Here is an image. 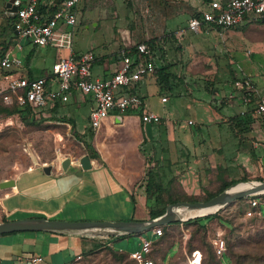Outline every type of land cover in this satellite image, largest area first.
<instances>
[{"label": "rangeland", "instance_id": "374dc122", "mask_svg": "<svg viewBox=\"0 0 264 264\" xmlns=\"http://www.w3.org/2000/svg\"><path fill=\"white\" fill-rule=\"evenodd\" d=\"M95 4H101L99 10H104L109 16L99 21V26H95L94 21L98 19L90 20L89 7L83 13L85 3H81L76 9L78 15L73 44L89 48L93 42L97 45L111 44L109 49L113 48L114 40L119 36L116 26L121 25L119 21L125 20L123 16L126 13V22L135 27L137 34L149 31L150 23L146 18L138 23L136 18L129 16L132 8L128 0H95ZM115 11L120 12L119 21L112 17ZM188 17L189 13L185 11L169 18L167 24L172 31H180V34H176L179 42L191 44L190 49L179 53L178 42L174 38L159 43L155 41L152 46L157 68L168 65L166 72L171 73L170 82L175 88L171 92L162 89L158 78L159 90L157 85L142 88L151 110L173 117L170 118L171 129L168 133L165 129L164 136L170 141L163 142V146L156 148L154 157L151 156L155 159V170L148 166L155 182L167 189L158 193L156 207H167L173 200H207L210 194L219 191L224 181L242 178L261 181L260 169L264 167L263 120L257 118L253 121L254 125L247 126L245 124L252 121L240 116L241 124H238L239 120L232 119L240 110L237 102L228 106L226 100L217 101L210 97V93H215L216 89L220 90L219 93H228L234 78L242 76L249 77L264 95V21H257L260 18L258 16L255 21L251 19L226 33L216 30L199 33L188 28ZM5 38L8 36L5 35ZM59 55H67V50L62 49ZM55 56L54 48L38 51L34 57V72L39 74L43 68L50 70ZM163 95L168 97L167 102H161ZM218 109H221V114L213 117V111ZM88 110L89 104L79 105L74 110L77 126L81 129L89 126ZM168 111L172 113L169 115ZM51 114L50 110H46L43 115L46 117ZM43 115L36 113V117ZM189 118L194 122L191 126L188 124ZM57 119L55 117L33 125L25 123L17 113L0 115V181L30 166L38 167L43 163L62 165L67 158L78 160L83 149L81 141L73 135L71 126ZM246 168L252 173L247 172ZM143 181L141 185L146 184V178ZM2 190L0 188V195ZM243 205L248 206L247 203L240 205L237 200L225 204L210 213L215 217L205 220L203 229H198L197 224L179 223V241L171 245L163 264H168L169 257L176 251L169 263L188 264L189 250L194 247L203 252L205 264H215L211 262L204 243L213 245V239L217 237H223L226 247L236 255L246 252L264 254V215L244 216ZM83 206L85 218H125L129 213L126 205L114 202L111 197L102 204L89 202ZM262 210L264 212V207ZM24 215L28 214L18 213L12 218ZM184 234H187L186 239L183 238ZM127 239L137 241L134 236ZM111 260L108 251L102 249L70 264H115ZM124 262L133 264L128 260ZM223 263L228 264L227 261ZM256 264H264V259L257 260Z\"/></svg>", "mask_w": 264, "mask_h": 264}, {"label": "crops", "instance_id": "0c3cea01", "mask_svg": "<svg viewBox=\"0 0 264 264\" xmlns=\"http://www.w3.org/2000/svg\"><path fill=\"white\" fill-rule=\"evenodd\" d=\"M7 1L2 0L3 7L0 8V57L2 56L1 47L3 43H7V48L4 52H11L22 57L24 60L23 72L25 74L30 76L49 75L50 70L47 68H43L39 74H36L33 69L35 55L38 51L42 52V50L47 49L48 46L31 45L28 40L20 39L11 27L6 26L4 20L7 17L5 13ZM209 1L128 0L132 8L129 16L136 18L138 23L146 18V21L150 23L148 32L137 34L135 27L126 22L128 14L126 13L123 16L125 20L119 21L120 12L115 11L116 13L114 12L112 17L118 19L121 25L116 26L119 36L115 38V46L113 48L109 49L111 44L97 45L92 42L89 48H83L78 43L73 44V50L77 54L85 51H92L95 54V60L91 68L93 78L111 76L119 67L122 52L125 49L130 50V47L132 48L134 44L140 41L153 38L159 43L160 41L174 38L178 42L180 53L185 49H190L192 46L188 43L179 42L176 34H180V31L176 30V32L169 29L167 20L185 11L189 13V19L196 12L207 9ZM81 3H85V6L82 5L83 13L89 7L90 14L88 18L90 20L98 19V21H94L95 26H99V21L109 16L104 10H99L98 7L101 4L96 6L95 0H79L76 8L80 7ZM146 12L148 14L144 16L143 14ZM229 29L210 27L203 28L200 32L209 33L212 30H216L219 33H226ZM5 35L8 36L7 39ZM29 53H31V57L29 62L25 63V58ZM60 53L56 51L54 60ZM53 84L55 85L54 82ZM156 85L159 90L157 75L151 74L143 78L136 87V92L139 93L142 104L150 110L152 108L147 104L142 94V88L147 89ZM219 92L220 90L216 89L215 93H210V97L217 101H224L225 99L222 98V95L227 93ZM64 104L67 105L64 106ZM82 104H89L90 109L91 98L79 92H73L67 102L59 104L56 117L59 118L66 115L69 120L74 121L75 129L83 139L81 141L83 149L78 158L82 154H86L90 159L91 167L84 170L77 160L72 161L70 159L71 161L66 168H63L60 163L49 164L48 173L40 165L38 167L30 166L19 173L5 177L4 179H12L16 187L15 189L6 187L2 190L0 195V222L27 217L65 220H147L150 219L149 210L160 208L155 206L153 197H147L145 185H141V183L146 178V171L148 172L149 170L148 166H152V170H155V159H152L151 156L154 157L156 148L163 146V142L166 141L165 143H167L170 141L166 140L167 137L164 138V136L165 129L167 133L171 129L170 118L172 119L173 117L163 116L157 112L161 116L162 123L145 124L137 114L130 111L123 115L121 120L109 115L99 127L93 129L89 124L85 129H81L77 126L74 110ZM232 104H236V101H230L228 106H232ZM168 113L170 115L172 112L168 111ZM213 114H215L213 117L216 114H221V109L214 110ZM162 118H165V120ZM191 120L193 121V119ZM255 120V118H252L251 126L254 125L253 121L255 122ZM65 123L71 126L69 123ZM193 123L189 125L191 126ZM262 141L264 142V133ZM260 170L259 179L264 181V167H261ZM247 172L252 173L250 169H247ZM109 197L114 202L126 205V209L129 210L127 217L85 218L83 216L85 215L83 214V211H85L83 204L89 202L102 204ZM18 213H26L28 215L12 218L13 215ZM177 225H169L167 227L169 232L166 238L158 242L162 246V250H158L155 253L156 264H163L171 245L175 241H179L177 239ZM120 235H97L47 230L4 233L0 234V264H20L31 254L43 255L44 261L41 264H70L75 262L76 256L81 255L82 258L91 249H102L107 244L118 253H125L126 255L139 247L140 236L132 235L137 239L135 242L127 239L128 237H121ZM142 235L150 237L154 242L161 237L154 235L152 229ZM108 237L110 238L108 239ZM218 238L220 237L214 238L213 241L215 242ZM175 253L169 257V260L174 258ZM111 259L113 263H117L112 256ZM169 260L168 264H171Z\"/></svg>", "mask_w": 264, "mask_h": 264}, {"label": "built area", "instance_id": "2783aa9c", "mask_svg": "<svg viewBox=\"0 0 264 264\" xmlns=\"http://www.w3.org/2000/svg\"><path fill=\"white\" fill-rule=\"evenodd\" d=\"M78 1L62 0L54 11L49 12L53 0H19L13 18L18 37L28 40L31 45L52 47L59 53L66 49L67 55H58L51 65L49 75L28 76L23 72L22 57L5 52L0 57V95L4 103H16L19 107H29L33 113L41 112L43 115L56 102L63 104L73 92H79L92 100L89 124L93 129L99 127L109 115L121 120L130 111L137 113L145 124L160 122L161 116L144 107L139 93L136 92L137 84L153 74L157 68L153 48L146 41L137 42L132 47L135 48V54L130 55L125 50L122 52L119 67L111 76L93 78L91 68L95 54L92 51L77 54L73 50ZM40 3L47 7L45 11L38 8ZM263 14L264 0H210L207 9L202 10L199 16L193 15L188 19V28L194 32L210 27L229 29ZM222 96L226 101H236L240 105L238 114H248L253 119L264 120V95L249 77L234 78L230 91ZM167 99L165 95L161 97L162 102ZM192 123L189 119L188 124ZM77 162L79 163V158ZM46 165L49 164H41ZM9 187L15 189L16 185L13 183ZM247 197L248 206L243 215H261L260 205H264V192ZM152 232L159 236L163 230L161 226H155ZM183 238L186 239L187 234ZM214 247L216 254L221 256L225 250L223 237L214 242ZM151 251V238L141 235L139 247L130 251L129 257L137 264H155L150 256ZM80 259L81 255H78L75 261ZM43 261V255L31 254L20 264H41ZM187 262L205 264L198 249L187 256Z\"/></svg>", "mask_w": 264, "mask_h": 264}, {"label": "trees", "instance_id": "16d2710c", "mask_svg": "<svg viewBox=\"0 0 264 264\" xmlns=\"http://www.w3.org/2000/svg\"><path fill=\"white\" fill-rule=\"evenodd\" d=\"M61 1L62 0H53V6H49V12L54 11L56 9L57 4H59ZM38 8L42 9V11H45L47 9V7L44 6L41 3H40V5H38ZM200 14H201V11H198L194 15L199 16ZM262 17H264V14L262 16H260V18L257 21H259V22L264 21V20H261ZM256 18L253 19V21H255ZM13 20H14L13 18H10V17L7 16L5 18L6 26L7 27H11L12 24H13ZM146 42L152 47L153 43L155 42V39L152 38V39L146 40ZM177 46L179 47V45H177ZM6 48H7V43L6 44L3 43L2 47H1L2 55L5 53L4 51L6 50ZM125 51H126V53H128L130 55L135 54V48H131L130 50H126L125 49ZM30 57H31V53H29L27 55V57L25 58V63L29 62ZM167 67H168V65L156 68L153 74L157 75V78H158V80L161 83V88L162 89H167L168 92H171L175 87L170 82L171 73L166 72ZM28 76H30V75H28ZM59 104H60L59 102H56V104L50 109V111L52 112V114L50 116H46V117L39 116V117H36V113H33L29 107H19L16 103L6 104V103H4V101H3V99H2V97L0 95V115H2V114L11 115V114L17 113L20 116V118L25 123L37 125V124H40L41 122H43L44 120L54 119L56 117L57 109H58L57 107L59 106ZM240 116L242 117V115H240V114H235V115H233L232 119L239 120ZM243 117H245L246 119H248L250 121L252 120V118L248 114L243 116ZM60 118L61 117H59V119H57V120L69 123L71 125V131H72L73 135L78 140L83 141L81 135L75 129L74 121H72L71 119H70L71 120L70 121L65 116H63L61 119ZM251 123L252 122H247L245 125L251 126ZM238 124H241L240 120H239ZM261 129H262V131L264 133V120L262 121ZM247 180H248L247 178H242L241 180H238V181H247ZM238 181H229V182L228 181H224L222 183V185L220 186L219 191L217 193H215V194H210L209 197L211 198V197L215 196L216 194L222 192L223 190H225L226 188L230 187L231 185H234ZM165 188L166 187L162 186L160 183H158V182L156 183L155 180H154V174L152 173V171H148V173L146 175V184H145V191H146L147 197L148 198L149 197L150 198L153 197L154 200L156 201L157 199H159L158 193H163V192L167 191V189H165ZM247 198L248 197H243V198H238L236 200H237L238 203L240 202V205H242V204L246 203ZM171 202L174 203V200L171 201ZM177 202H179V201H177ZM263 207H264V205L261 204L260 205V211H261L262 215H264L263 214L264 212L262 210ZM246 208H247L246 205H243V212H244V210ZM165 209H166V206L149 210V212H148L149 213V218H154V217L162 214L165 211ZM213 217H215L214 214H207V215H203V216H197V217H194V218H189V219H187L185 221H176V222H173V223L160 225L162 230H163V233L161 235H159V236H161L160 239L158 241H156V242H154L151 239L152 240V251L150 253V256H151V258H153L155 264H156L155 253L158 250H162V246L159 245L158 242L163 240L164 238H166V236H167V234L169 232L168 229H167V227H169V225H171V224H179V223H182V224H197L198 225V229H203L205 227V225H204L205 222L204 221L205 220H209V219H211ZM218 219L220 221H224L221 218H218ZM147 232H148V230L145 231V232H142V233L123 234V235H120V236L121 237H130L132 235L141 236L143 233L146 234ZM109 238L110 237H108V239ZM156 244H157V246H156ZM204 244H205V248H206L207 253L210 255L211 262H213L215 264H224L223 261H227L228 264H232V263L233 264H256L257 260L259 261L261 259H264V254H260V252H258V251H257L258 253L246 252V253H243V254L236 255L234 252L231 251L230 248L226 247V241H225V250H224V252H223V254L221 256H218L216 254L214 244L212 245L209 242L208 243L205 242ZM154 248H155V250H154ZM102 249H106L108 251V253L112 256V258L117 261L116 264H126L124 262L125 260H128V262H131L133 264H137V262L134 259L129 257V254L126 255L125 253H118L116 250H114L108 244ZM102 249H91L85 255H90V254L95 253V252H100V251H102ZM196 249L200 250L199 248L194 247V248L189 250L188 254H190L193 250H196ZM201 253H202V256H203V260H204L203 252L201 251ZM216 256H218V258H216Z\"/></svg>", "mask_w": 264, "mask_h": 264}, {"label": "water", "instance_id": "95a60500", "mask_svg": "<svg viewBox=\"0 0 264 264\" xmlns=\"http://www.w3.org/2000/svg\"><path fill=\"white\" fill-rule=\"evenodd\" d=\"M19 0H8L6 2V15L10 18H14L15 12L18 8ZM264 20V17L261 18ZM11 28L14 32H17L14 29L12 24ZM70 163V159L67 160V163H62V167L66 168ZM79 164L82 169H89L91 167L90 159L86 154H82L79 157ZM42 169L48 173L50 165L42 166ZM246 182V181H240ZM14 183L12 179H3L0 181V188H6L11 186ZM239 183V182H237ZM235 183L234 185H236ZM232 185V186H234ZM228 187L222 192L216 194L215 196L204 200L196 201H179L169 204L165 211L154 217L147 220H137V219H128V220H65V219H48L46 217H27L20 219L4 220L0 222V234L17 232V231H37V230H47V231H67V232H76L84 234H97V235H110V234H133V233H142L147 230L152 229L155 226H160L163 224H169L176 221L187 220L192 217L203 216L215 212L220 207L225 204L232 202L238 198L247 197L248 195L264 192V181H258V188H251L246 190L237 191L234 193H229L228 190L232 187ZM178 205L188 206L190 208H212L216 207L214 211H209L204 214H197L187 218H180L174 213L173 207Z\"/></svg>", "mask_w": 264, "mask_h": 264}, {"label": "bare ground", "instance_id": "6f19581e", "mask_svg": "<svg viewBox=\"0 0 264 264\" xmlns=\"http://www.w3.org/2000/svg\"><path fill=\"white\" fill-rule=\"evenodd\" d=\"M67 160H69V158H67ZM67 160L64 161L63 163H67ZM71 161V160H70ZM253 189V188H258V181L256 180H250V181H246V182H239L236 185L232 186L230 188V190H228L229 193H234L237 191H241V190H246V189ZM264 191V190H261ZM217 207V206H216ZM216 207H212V208H190L188 206H184V205H178V206H174L173 207V211L174 213H176V215L180 218H187L190 216H194L197 214H204L207 213L209 211H214L216 209Z\"/></svg>", "mask_w": 264, "mask_h": 264}]
</instances>
